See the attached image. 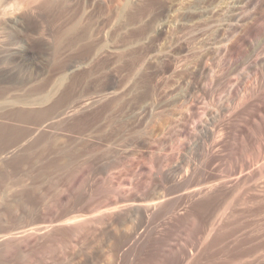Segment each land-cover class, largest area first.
<instances>
[{"label": "rangeland", "instance_id": "obj_1", "mask_svg": "<svg viewBox=\"0 0 264 264\" xmlns=\"http://www.w3.org/2000/svg\"><path fill=\"white\" fill-rule=\"evenodd\" d=\"M0 264H264V0H0Z\"/></svg>", "mask_w": 264, "mask_h": 264}, {"label": "bare ground", "instance_id": "obj_2", "mask_svg": "<svg viewBox=\"0 0 264 264\" xmlns=\"http://www.w3.org/2000/svg\"><path fill=\"white\" fill-rule=\"evenodd\" d=\"M244 28V27H243ZM248 36V35H247ZM245 37V36H244ZM256 37H258V36H256ZM257 41V40H256ZM251 52V51H250ZM248 53V52H247ZM246 56V55H245ZM244 56V57H245ZM242 59V58H241ZM245 60V59H244ZM244 66V65H243ZM244 68V67H243ZM261 68V67H260ZM241 69V68H240ZM249 69V68H248ZM255 71V70H254ZM256 73V72H255ZM237 74V73H236ZM257 74V73H256ZM256 74H253V75H256ZM252 75V77H251V79H248V77H246V78H243L244 79V84H247V87L249 86V87H251V88H253V87H255L256 85H258V84H256L255 85V83H256V78L257 77H255V76H253ZM236 78V77H235ZM261 80V79H260ZM262 88V87H261ZM249 89V88H248ZM56 91V90H55ZM244 91V90H243ZM243 93V92H242ZM247 93H246V89H245V92L242 94V98H244V97H247V96H245ZM257 96V95H256ZM245 99V98H244ZM43 100H45V99H43ZM247 100V99H246ZM244 101V100H243Z\"/></svg>", "mask_w": 264, "mask_h": 264}]
</instances>
